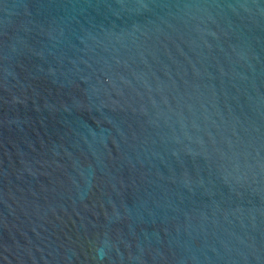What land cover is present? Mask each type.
<instances>
[{"label":"water","instance_id":"1","mask_svg":"<svg viewBox=\"0 0 264 264\" xmlns=\"http://www.w3.org/2000/svg\"><path fill=\"white\" fill-rule=\"evenodd\" d=\"M0 264H264V0H0Z\"/></svg>","mask_w":264,"mask_h":264}]
</instances>
